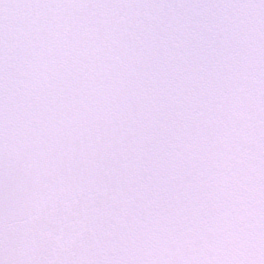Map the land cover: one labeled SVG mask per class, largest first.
Masks as SVG:
<instances>
[{
  "label": "snow or ice",
  "instance_id": "1",
  "mask_svg": "<svg viewBox=\"0 0 264 264\" xmlns=\"http://www.w3.org/2000/svg\"><path fill=\"white\" fill-rule=\"evenodd\" d=\"M0 264H264V0H0Z\"/></svg>",
  "mask_w": 264,
  "mask_h": 264
}]
</instances>
